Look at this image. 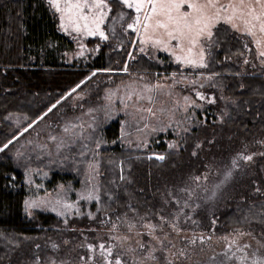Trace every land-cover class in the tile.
<instances>
[{
  "label": "rangeland",
  "instance_id": "rangeland-1",
  "mask_svg": "<svg viewBox=\"0 0 264 264\" xmlns=\"http://www.w3.org/2000/svg\"><path fill=\"white\" fill-rule=\"evenodd\" d=\"M46 1L57 17L59 30L75 42V50L67 53L68 62L89 60V56L97 51L87 45V39L100 37L75 32L67 15L57 12L49 0ZM65 2L59 0L61 7ZM220 3L227 4L229 0H220ZM132 11L133 16L123 22L125 18L118 19L112 8L108 19L101 25L108 39L121 30L126 34L133 33L132 57H128L146 55L155 59L159 53H164L181 70L157 76L135 72L128 77H118L117 83L104 91L99 102L93 100L86 104L84 100L89 94L76 92L72 95V109L45 118L39 127H35V122L25 127L28 130L18 139L16 152L18 157L31 155L33 163L37 160L40 165L38 169L28 167L26 172L25 181L30 191L26 198L28 215L33 219L40 210L52 211L65 226V231H59V237L52 236L49 239L52 241L41 243L40 248L46 251V255L38 256V264H106L100 255L101 244L105 245V249H112L109 259H120L121 264H252L253 260H264V238L252 230L235 228L217 235L214 226L204 227L199 223L206 221L204 205L208 201L216 200V205L220 206L228 201L245 203L264 197V139L258 134L248 138L242 132H225L228 145H233L230 156L214 157L215 161L208 163L203 173L186 174L190 182H181L177 189L171 190L160 209L132 210L131 215L120 217L108 214L98 216L91 210L92 202L100 198V150L103 147L118 144L123 148L155 150L156 141L163 140L168 148L179 151L188 147L191 137L187 135L191 134L194 145L191 155L196 157V153L203 148L202 141L195 139V131L208 121L225 125L222 112L226 111L224 105L227 101L212 87L214 76L207 72V67L177 63L171 51L164 52L151 44L141 43L143 32H133L127 27L135 19L136 14ZM62 15L64 19H61ZM221 23L226 24L222 20L217 23L212 29L213 36L215 28ZM235 23L240 26L239 31L226 25L243 39L245 48L230 59L241 67L243 73L262 72L264 57L259 55L261 48L255 43L261 34L257 32L255 38L249 37L244 33L240 20ZM213 36L211 40L202 38L200 42L207 66ZM122 47L118 45L117 49ZM140 48H144V52H140ZM82 51L83 55L80 54ZM176 54L181 53L177 51ZM197 93L202 94L204 99H200ZM129 96L132 99L129 100ZM185 97L188 99L185 100ZM118 117L122 122L120 134L114 141L108 142L104 138L103 127ZM66 127L68 132L64 131ZM223 130L222 127L218 132ZM234 136L238 140H234ZM8 152L15 155L13 146ZM208 154L205 152V155ZM249 156L250 160L245 159ZM51 158H56L55 161L60 159L58 162L65 170L72 169L81 187L66 184L58 185L54 191L47 190L44 184L48 180L50 166L54 164L49 161ZM174 173L176 177L184 175L179 167ZM60 189L64 192H59ZM89 194L99 198H81ZM30 204L35 207H29ZM68 227L72 228L71 231ZM245 256L247 259L242 262L240 258Z\"/></svg>",
  "mask_w": 264,
  "mask_h": 264
},
{
  "label": "trees",
  "instance_id": "trees-1",
  "mask_svg": "<svg viewBox=\"0 0 264 264\" xmlns=\"http://www.w3.org/2000/svg\"><path fill=\"white\" fill-rule=\"evenodd\" d=\"M109 3L118 19L120 12L125 13L123 22L133 16L131 9L116 0ZM133 36L121 30L107 40L88 38L87 45L96 49V54L90 55L89 60L68 62L67 53L75 50V42L59 30L57 17L46 0H0V147L8 144L0 152V264H38V256L46 255L40 248L41 243L65 231L62 220L52 211L40 210L33 219L28 215L26 198L30 191L25 181L26 172L28 167L38 169L40 165L37 160L33 163L31 155L18 157L16 143L27 132L21 131L34 122L35 127H39L45 118L72 109V95L76 92L89 94L84 100L86 104L93 100L99 102L104 91L114 86L120 77L135 72L157 76L181 70L164 53H159L155 59L146 55L128 57H132ZM118 45L123 47L117 49ZM210 48L206 70L214 76L212 87L227 101L226 111L222 112L225 125L208 121L195 131V139L202 141L203 148L196 157L191 155L194 146L191 134L187 135L191 137L188 147L179 151L168 148L163 140L156 141L155 150L123 148L118 144L103 147L100 150V198L90 205L96 215L120 217L129 215L132 210L160 209L171 190L177 189L181 182H188L186 174L203 173L207 164L215 161L214 157L230 156L233 145H228L225 132H242L248 138L258 134L264 139V70L243 73L230 59L243 52L245 46L243 39L226 24L215 28ZM21 73L27 75L23 78ZM29 84H33L30 89ZM73 89L76 90L73 92ZM28 95H33L34 100L27 98ZM121 126L120 117L110 120L103 127L105 140L111 142L118 138ZM222 127L224 130L218 132ZM233 139L238 140L236 136ZM11 146L16 156L9 154ZM204 151L209 154L205 155ZM159 156L164 159H157ZM55 159H49L54 164L50 166L45 188L54 191L58 185L66 184L80 188L81 182L73 170H65L58 162L60 159ZM178 167L184 175L176 177L174 170ZM72 198L75 200L74 196ZM204 206L206 221L199 223L204 227L214 226L217 235L240 228L264 238V197L245 203L228 201L220 206L216 205V200L208 201ZM71 229L68 227L69 231Z\"/></svg>",
  "mask_w": 264,
  "mask_h": 264
},
{
  "label": "snow or ice",
  "instance_id": "snow-or-ice-1",
  "mask_svg": "<svg viewBox=\"0 0 264 264\" xmlns=\"http://www.w3.org/2000/svg\"><path fill=\"white\" fill-rule=\"evenodd\" d=\"M116 2L127 9L134 10L136 14L134 22L127 27L133 32L138 30L143 32L141 43L151 44L154 48H159L164 52L171 51L177 63L192 67H207L204 49L200 46V42L202 38L212 39V29L221 20L239 31L240 26L235 23L239 19L243 24L244 33L249 37L255 38L259 32L260 38L256 39L255 43L258 48H261L259 55L264 57V0H229L227 4H221L220 0H116ZM49 3L57 12L67 15L68 20L74 25L75 32H84L88 36H99L103 40L108 39L101 29V25L112 12L109 0H75V2L66 0L63 7L59 0H49ZM123 17L124 13L120 12L119 18L123 19ZM61 19H64L63 15ZM141 25H143L142 29ZM61 26L64 27L63 24ZM65 31H67L66 27ZM198 47L199 51H197ZM139 51L144 52V48H140ZM177 51L181 54L177 55ZM80 54L83 55V51ZM245 62L247 63V61ZM123 70L126 72L127 68L125 67ZM208 78L211 79V77ZM197 96L204 99L200 93H197ZM128 99L130 100L132 97L129 96ZM187 99L185 97V100ZM148 111L152 110L148 109ZM27 130V128L24 129V131ZM64 131L68 132L69 128L66 127ZM53 139L55 138L53 137ZM7 147L8 144L0 147V152H3ZM157 159L163 160L164 157L159 156ZM245 159L250 160L251 157H245ZM81 198L91 200L99 197L89 194ZM29 207H35V205L30 204ZM66 207L72 206L66 205ZM148 227L152 228L153 226L148 225ZM99 248L101 249L100 255L106 264H121L120 259L114 261L109 259L113 254L111 248L105 249L103 244L99 245ZM149 258L154 257L150 256ZM240 259L243 262L247 257ZM252 264H264V260H253Z\"/></svg>",
  "mask_w": 264,
  "mask_h": 264
},
{
  "label": "bare ground",
  "instance_id": "bare-ground-1",
  "mask_svg": "<svg viewBox=\"0 0 264 264\" xmlns=\"http://www.w3.org/2000/svg\"><path fill=\"white\" fill-rule=\"evenodd\" d=\"M41 65H43V64H41ZM36 67H37V66H36ZM36 67H34V68H36ZM41 68H42V67H41ZM251 69H252V68H251ZM251 69H250V71H251ZM247 70H248V69H247ZM20 71H21V70H20ZM17 72H18V71H17ZM27 73H28V72H27ZM30 73H31V71H30ZM16 74H20V73H16ZM25 74H26V73H25ZM25 74H24V75H25ZM32 74H33V72H32ZM32 74H31V75H32ZM21 75H22V73H21ZM21 75H20L19 78H21ZM24 75H22L23 78H24ZM26 75H27V74H26ZM35 75H36V74H35ZM228 75H229V74H228ZM33 76H34V74H33L31 77H33ZM17 77H18V76H17ZM28 77H30V76H28ZM28 77H27V78H28ZM34 78H36V76H35ZM29 79H30V78H29ZM26 80H28V79H26ZM31 80H32V78H31ZM33 83L35 84L34 81H33ZM31 85H33V84H31ZM31 85L29 84V86H30L29 89L32 88ZM35 85H36V84H35ZM35 85H34V87H35ZM39 86H40V85H38L37 87L39 88ZM42 87H43V86H42ZM35 89H36V88H35ZM41 90H42V89H41ZM39 91H40V90H39ZM33 92H34V91H33ZM37 92H38V91H37ZM42 92H43V90H42ZM239 92H240V91H239ZM241 92H242V90H241ZM30 93H32V91H30ZM38 93H39V92H38ZM40 95H41V93H40ZM240 95L242 96V94H240ZM29 96H30V97H29ZM31 97H33V99H31V100H34L35 97H34L33 95H28L27 98L30 99ZM41 97H42V96H41ZM243 98H245L244 95H243ZM40 100H41V99H40ZM43 100H44V99H43ZM28 101H30V100H28ZM41 101H42V100H41ZM30 102H31V101H30ZM45 102H47V101H45ZM31 103L33 104L34 102L32 101ZM35 103H36V105H38V104H37V101H35ZM62 103H63V102H62ZM46 104H47V103H46ZM63 104H64V103H63ZM60 106H61V104H60ZM63 106H65V105H63ZM42 107H44V106H42ZM52 108H53V107H52ZM54 108H56V107H54ZM57 108H59V107L57 106ZM61 108H62V107H61ZM64 108H65V107H64ZM64 110H65V109H64ZM57 111H58V109H57ZM57 111H55V112H57ZM60 112H61V111H60ZM62 112H64V111H62ZM198 126H200V125H198ZM237 132H238V131H237ZM238 133H239V132H238ZM239 134H241V133H239ZM253 136H255V135H253ZM249 137H250V136H249ZM259 138H260V137H259ZM260 139H261V138H260ZM14 143H16V141H15ZM248 143H250V142L248 141ZM16 145H17V144H16ZM236 149H237V148H236ZM242 162H243V161H242ZM244 162H245V161H244ZM244 162H243V163H244ZM263 163H264V162H263ZM256 166H257V165H256ZM254 168H255V167H254ZM256 170H257V169H256ZM257 172H258V171H257ZM259 172H260V170H259ZM259 172H258V173H259ZM249 173H250V172H249ZM126 174H128V173H126ZM256 174H257V173H256ZM128 175H129V174H128ZM260 175H262V174H260ZM125 176H126V175H125ZM257 176H258V175H257ZM252 177L257 179V177H255V175H253ZM260 178H261V177H260ZM258 181H259V180H258ZM260 181H261V180H260ZM260 181H259V183H261ZM132 183H136V182H132ZM127 184H129V185H131L132 187L135 188V186H134L133 184H130V183H127ZM254 184H255V183H254ZM138 185H139V184H137L136 186L138 187ZM128 187L130 188V186H128ZM141 187H142V185H141ZM134 188H133V189H134ZM131 189H132V188H131Z\"/></svg>",
  "mask_w": 264,
  "mask_h": 264
}]
</instances>
